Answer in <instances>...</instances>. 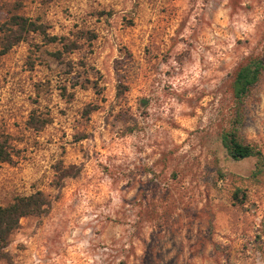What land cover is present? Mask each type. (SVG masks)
I'll use <instances>...</instances> for the list:
<instances>
[{"label":"rangeland","instance_id":"obj_1","mask_svg":"<svg viewBox=\"0 0 264 264\" xmlns=\"http://www.w3.org/2000/svg\"><path fill=\"white\" fill-rule=\"evenodd\" d=\"M5 6L43 33H0V206L50 207L0 264H264V0H0V26Z\"/></svg>","mask_w":264,"mask_h":264},{"label":"trees","instance_id":"obj_2","mask_svg":"<svg viewBox=\"0 0 264 264\" xmlns=\"http://www.w3.org/2000/svg\"><path fill=\"white\" fill-rule=\"evenodd\" d=\"M6 20L0 26L3 53H6L16 43L21 42L31 33H43V25L26 16L22 6H5L2 9ZM261 62L250 61L241 66L234 77L233 93L237 100L242 99L257 82L261 70ZM221 144L229 157L234 160L261 157V153L253 146L241 143L235 132H225L221 135ZM11 158V147L6 139L0 140V162H8ZM67 170L62 171L61 178L69 177ZM50 207L49 200L37 191L28 196L16 197L5 206H0V254L6 249L11 234L19 227L21 219L34 216H45Z\"/></svg>","mask_w":264,"mask_h":264}]
</instances>
